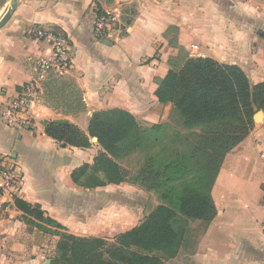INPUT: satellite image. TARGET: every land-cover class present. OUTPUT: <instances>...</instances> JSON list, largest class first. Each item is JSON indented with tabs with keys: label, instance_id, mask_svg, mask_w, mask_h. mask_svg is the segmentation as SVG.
Returning a JSON list of instances; mask_svg holds the SVG:
<instances>
[{
	"label": "crops",
	"instance_id": "0c3cea01",
	"mask_svg": "<svg viewBox=\"0 0 264 264\" xmlns=\"http://www.w3.org/2000/svg\"><path fill=\"white\" fill-rule=\"evenodd\" d=\"M10 2L0 0V18ZM93 3L115 20L98 42L90 35ZM37 30L68 38L72 66L59 84L45 82V107L34 110L32 128L0 121V155L22 170L18 198L38 205L61 229L27 225L14 200L4 197L0 264H42L63 233L112 241L151 211L147 194L132 185L74 184L72 172L92 164L102 148L92 139L88 148L61 147L45 135L48 122L66 121L87 135L93 114L118 109L140 126L167 123L173 106L158 101L157 83L182 67L193 46L200 58L240 68L250 85L264 82V0H19L0 29V103L35 76L39 58H51L50 43L37 38ZM211 198L216 215L189 256L192 263L264 264V114L225 156Z\"/></svg>",
	"mask_w": 264,
	"mask_h": 264
},
{
	"label": "trees",
	"instance_id": "16d2710c",
	"mask_svg": "<svg viewBox=\"0 0 264 264\" xmlns=\"http://www.w3.org/2000/svg\"><path fill=\"white\" fill-rule=\"evenodd\" d=\"M55 77L51 75L49 81L55 83ZM155 94L160 103L172 104L186 124L202 126L203 132L197 136L188 157L178 156L153 171L143 167L141 173L153 182L157 181L156 176L164 174L158 183L167 188L166 198L162 197L166 204L155 207L136 227L117 235L115 243L61 234L62 245L69 250L65 260L68 264H164L163 258L153 253L168 259L176 257L182 242L172 226L173 219L180 214L201 221L203 232L206 230L216 215L211 189L222 162L251 133L253 115L258 111L264 114V82L250 85L237 66L209 58H188L181 68L169 70L157 83ZM164 130V124L143 130L129 113L113 109L93 114L87 135L66 121L48 122L45 135L61 147L88 148L91 139L97 142L102 152L92 164H84L71 174L74 184L94 189L126 182L124 170L115 160L140 150L143 140ZM190 172L191 183L184 182ZM181 181L179 190L171 186ZM13 200L27 225L61 229L43 216L38 205L32 206L18 197Z\"/></svg>",
	"mask_w": 264,
	"mask_h": 264
},
{
	"label": "rangeland",
	"instance_id": "374dc122",
	"mask_svg": "<svg viewBox=\"0 0 264 264\" xmlns=\"http://www.w3.org/2000/svg\"><path fill=\"white\" fill-rule=\"evenodd\" d=\"M188 58H190L188 55L183 57L184 63ZM55 78H57L55 83L59 84L60 77L56 76ZM59 87L60 86L57 85L56 88ZM56 88L53 86L51 87V94L57 99V101H60L64 98V94L61 93V90H56ZM66 88L67 87H65V89ZM69 90L72 96L76 97L75 89L69 88ZM258 123H260V121H258ZM164 126L165 130L162 134L154 135L151 136V139L143 140L142 148L140 150L115 160V162L124 170L126 175V182L124 183L132 185L147 194L148 201L146 204H151L150 213L155 207L166 204L162 197L165 195L166 198L167 188L165 186L160 187L158 183L159 177L163 180L164 174L156 176L155 179L157 181L154 180L153 182L151 181V177H149L150 179H145L144 174H142L141 171L144 168L153 171L158 166L167 164L168 161L177 158L178 156L188 157L195 147L197 136L203 132L202 126H191L186 124L179 113L174 111V109L171 112L169 121L165 123ZM140 127L143 130L149 129V127L144 125H141ZM146 135L149 134L146 132ZM192 177L193 173L190 172L188 176H185L183 181L191 183ZM181 183L182 181L171 186H175L179 190L181 188ZM139 202L141 201L137 198V203ZM172 226L181 236L182 244L177 256L168 259L160 253H153V255L163 258L164 264H193L189 256L193 252L199 237L203 233L204 224L201 221L187 219L180 214H177L172 221ZM42 240L44 239L42 238ZM113 243H115L114 240L107 241V244ZM104 250H106V248H104ZM132 251L140 252L136 249H132ZM67 256H69V250L62 245L60 239L58 241L55 240L50 245L48 252L43 256L44 261L42 264H45L47 261L49 262L48 264H68V262L65 261Z\"/></svg>",
	"mask_w": 264,
	"mask_h": 264
},
{
	"label": "built area",
	"instance_id": "2783aa9c",
	"mask_svg": "<svg viewBox=\"0 0 264 264\" xmlns=\"http://www.w3.org/2000/svg\"><path fill=\"white\" fill-rule=\"evenodd\" d=\"M91 15L90 35L93 41L104 40L114 23V15L103 12L93 3L89 8ZM35 35L39 39H46L52 49L51 58H39L36 61V74L12 99L0 103V121L12 129H28L33 127L34 110L43 109L44 84L51 75L62 76L72 66L73 51L67 37L52 31L37 30ZM201 54L197 46L189 51L190 58H197ZM23 183L22 170L14 160L0 155V212L2 199L18 197Z\"/></svg>",
	"mask_w": 264,
	"mask_h": 264
},
{
	"label": "water",
	"instance_id": "95a60500",
	"mask_svg": "<svg viewBox=\"0 0 264 264\" xmlns=\"http://www.w3.org/2000/svg\"><path fill=\"white\" fill-rule=\"evenodd\" d=\"M19 0H11L9 7L6 9V12L4 16L0 18V29L8 22L12 14L15 12L17 4ZM263 117V112L258 111L253 116V120L255 123H258V121H261ZM49 262H45V264H48Z\"/></svg>",
	"mask_w": 264,
	"mask_h": 264
}]
</instances>
